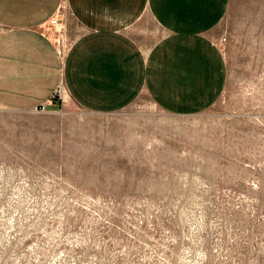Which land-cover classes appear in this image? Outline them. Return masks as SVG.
Wrapping results in <instances>:
<instances>
[{
  "label": "rangeland",
  "instance_id": "obj_1",
  "mask_svg": "<svg viewBox=\"0 0 264 264\" xmlns=\"http://www.w3.org/2000/svg\"><path fill=\"white\" fill-rule=\"evenodd\" d=\"M44 31L61 65L71 38ZM216 34L225 83L197 113L0 93V264H264V0H229Z\"/></svg>",
  "mask_w": 264,
  "mask_h": 264
},
{
  "label": "crops",
  "instance_id": "obj_2",
  "mask_svg": "<svg viewBox=\"0 0 264 264\" xmlns=\"http://www.w3.org/2000/svg\"><path fill=\"white\" fill-rule=\"evenodd\" d=\"M228 3L0 0V93L7 97L2 102L51 103L59 85L94 112L121 109L140 94L170 113L202 111L225 83L216 28ZM59 11L71 38L61 65L44 31ZM28 72L34 73L33 86L23 87Z\"/></svg>",
  "mask_w": 264,
  "mask_h": 264
},
{
  "label": "built area",
  "instance_id": "obj_3",
  "mask_svg": "<svg viewBox=\"0 0 264 264\" xmlns=\"http://www.w3.org/2000/svg\"><path fill=\"white\" fill-rule=\"evenodd\" d=\"M59 14H60V11L58 13H56V15H53L50 18L48 25H50L51 27L54 28L56 38L58 39V41H61L62 39H64L63 32H65V30H64L63 21H61L59 18ZM59 46H60V44H59ZM59 50H60V48H59Z\"/></svg>",
  "mask_w": 264,
  "mask_h": 264
}]
</instances>
